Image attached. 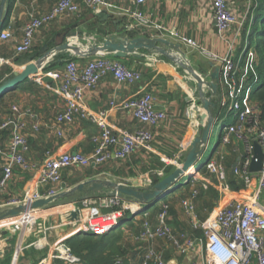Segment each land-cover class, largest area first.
Wrapping results in <instances>:
<instances>
[{
  "label": "built area",
  "instance_id": "built-area-1",
  "mask_svg": "<svg viewBox=\"0 0 264 264\" xmlns=\"http://www.w3.org/2000/svg\"><path fill=\"white\" fill-rule=\"evenodd\" d=\"M130 1L137 7L131 15L142 25H148L149 22L140 9L146 6L149 0ZM255 1L246 0L245 11L238 15L233 11L234 0H211L218 35L226 38L229 33L236 30L230 41V51L225 58L208 52L191 38L184 37L174 30L169 31L170 36L181 47L197 50L213 62L219 63L217 67L220 69V94L217 100L215 125L224 115L227 118L233 117L234 122L223 127L222 148L215 150V158L204 170L198 171L195 168L198 174L208 172L217 179L219 191L223 195L222 202L208 219L201 222L197 218L194 204L199 192L194 191L190 198L182 201V208L190 218L195 231L192 237L176 234L169 223L170 208L166 204L162 205L163 211L157 217L156 223L145 221L142 232L136 239L139 244L145 246V253L139 259V264L173 262L167 260L164 250L155 248L154 243L158 240L167 242L180 257L192 255V264H264V203L261 202V195L264 192V158L260 172L250 171L255 144H259L264 153V121L261 106L254 97L255 86L259 82L257 71L259 55L251 43L244 46L240 52L236 48ZM37 3L38 0H30L28 21L15 49L18 57L29 54L37 34L58 19L78 16L82 9L100 13L103 8L112 7L109 0H54L52 10L40 14ZM5 23L7 27L0 31V43H7L15 36L10 15L5 16ZM159 29L166 31L161 27ZM92 40L93 38L89 43L92 44ZM107 77H112L118 85L127 86L136 85L143 80L142 72L128 68L110 56L97 55L85 66H81L75 60H68L58 85V93L63 100L64 108L56 115L51 128L59 138H63L64 127L73 126L77 120L97 127L99 133L92 138L94 149L91 155L52 154L41 163H31L27 157L30 153V144L26 131L30 126L34 134L41 132L42 124L38 114L31 109L22 110L18 106H12L9 114L0 121V131L10 133V143L7 146L0 145V196L13 180L16 170L23 173L38 172L37 179L27 190L24 199L15 200L9 205L31 204L57 194L61 190L63 174L67 170L102 167L112 160L125 162L138 150L151 148L154 141L152 128L161 126L169 118L165 110L157 108L153 94L147 93L121 102L112 101L109 109L101 111H94L85 104V94L96 89ZM112 109L130 113L144 127L133 133L117 134L109 121ZM191 113L194 114L193 110ZM229 147L232 150L234 148L232 153L236 154L231 170L236 182L242 186L237 193L228 182L226 149ZM183 178H188V175L185 174ZM202 184V188L206 190L213 186L208 178L204 179ZM86 206L100 210L113 208L120 210L98 216L89 215L77 220L75 222L77 233L74 236L81 233L109 234L121 225L126 212L130 211L135 215L141 211L131 202L109 196L89 198ZM42 212H27L19 217L0 221L1 242L8 232L18 234L20 237L13 264H18L25 236L36 232L34 228L38 226V220L41 218L38 214ZM112 223L113 226H109ZM49 229H54L52 223ZM7 241L3 242L4 246ZM3 252L4 248H0V253ZM55 260H61L65 264H81V259L73 254L66 242L56 244L51 255L39 264H52Z\"/></svg>",
  "mask_w": 264,
  "mask_h": 264
},
{
  "label": "crops",
  "instance_id": "crops-1",
  "mask_svg": "<svg viewBox=\"0 0 264 264\" xmlns=\"http://www.w3.org/2000/svg\"><path fill=\"white\" fill-rule=\"evenodd\" d=\"M109 3L112 7L103 8L100 13L82 9L78 16L58 19L37 34L29 54L18 57L15 49L21 40L23 29L28 21L30 0H15L9 14L13 19L15 36L13 40L7 43H0V71L4 66H9L13 72L21 69L28 64L27 58L39 52L51 38L66 29H76V26H78L76 30L86 32L87 35H96L95 32L98 29L106 30L108 34H114L116 29L122 28V30H126L125 32L130 38L140 36L148 38L161 37L178 44L169 33V31L174 30L184 37L197 41L202 48L218 55L220 58H225L228 55L230 41L236 34V30H234L226 38L218 35L211 0H149L146 6L140 9L149 22L148 25H142L131 15L137 9L132 1L109 0ZM53 5L54 0H38L36 4L40 14L50 12ZM246 6V0H234L233 11L238 15L242 14ZM159 27L164 28L166 31H162ZM74 46L79 47L81 50L84 49L80 42L74 44ZM236 48L240 49L237 44ZM182 49L187 54L192 66L201 74H211L215 68H218V62H213L197 50L186 46H183ZM141 54L143 57L129 56L126 59L119 60L128 68L142 72L143 80L141 82L133 86L118 85L112 77H107L96 89L85 94V104L94 111H101L109 109L112 101L121 102L151 93L155 97L157 108L168 113V121L157 128H152L154 141L150 149L138 150L125 162L112 160L102 167L91 166L86 168V171L82 172L79 177L73 174V170L78 169L67 170L63 174L62 184L69 187L68 184L74 186L86 180L103 178L146 189L153 185L155 177L161 180L165 178L169 167H174L175 171L183 164L196 134L200 130L201 102L196 84L186 78L181 72L182 70L169 60L143 51H141ZM61 55L64 58L68 57V59L76 58L75 61L81 66H85L89 60L95 57H74L70 53H62ZM16 58H20L21 61L16 63ZM57 58L58 56L49 59L38 76L11 92L13 101L7 109H2L3 101L0 103V121L9 114L12 106H18L22 110L31 109L38 114L42 124L41 132L34 134L30 130V126L26 131L30 144V153L27 157L31 163H41L52 154L81 153L91 155L94 149L92 138L99 133L97 127L80 120H77L71 127H64L65 134L63 138H59L52 130L51 125L56 115L64 108L63 100L58 93V85L66 63L64 65L59 64L61 60L57 61ZM206 94L209 95L208 92ZM191 109L194 114L191 113ZM109 121L117 134L133 133L144 127L130 113L118 109H112L109 114ZM9 143L10 133L0 131V145L7 146ZM233 150L231 147L226 149L229 163L226 164L229 183L232 180L236 181L231 170L236 157L235 154L232 158L231 152ZM37 177L38 172L23 173L16 170L13 180L0 196V209L11 206L9 204L15 200H23L27 190ZM207 178L213 186L206 190L202 188V181L207 180ZM194 180L198 182V185H195ZM237 184L240 186L239 183ZM196 190L199 192V196L194 202L195 212L201 222L208 219L223 200L217 179L210 176L208 172L197 173L188 177L186 188L176 189L175 192L173 191V196L168 199V202L178 199L177 202L171 203L176 215H169L170 226L176 234L192 237L195 233L190 218L182 208V201L190 198ZM211 193L212 198H208ZM98 197H108V195L100 194ZM203 202L205 203L203 204ZM176 203L179 205H176ZM164 204L163 202L160 208ZM206 210H210V212L206 213ZM150 211H147L144 217H149V220L146 221L155 224L157 218L150 217ZM43 212H46V210ZM87 213L89 214L90 211ZM88 214H79L77 220L86 218ZM33 218L31 219L32 222L34 221ZM140 219L142 217L136 216L135 222L137 223ZM76 221L60 225L59 228L53 229V232L51 230L49 234L44 232V238L34 236L35 234H27L19 253L18 264H39L42 260L48 258L56 244L59 242L64 244L77 233ZM50 223H52V220L48 222V225ZM143 224L136 225L133 229L130 225H126L117 232L124 235L125 243L127 241L130 246L134 245V248L130 247L129 252L131 254L127 257L131 261L135 260L136 264H139V259L145 253V246L136 241L138 235L142 232ZM135 229H139V231L135 233ZM6 240L8 241L4 246L3 242L6 243ZM19 240L18 234L5 233L3 241H0V248H4V252L0 253V264L14 263ZM30 241L32 242L30 243ZM154 246L159 250H164L166 258L170 262L173 261L176 264H192L193 262L192 255L178 256L165 241L158 240L154 243ZM120 262H122V259H120ZM52 264H65V262L55 260L52 261Z\"/></svg>",
  "mask_w": 264,
  "mask_h": 264
},
{
  "label": "water",
  "instance_id": "water-1",
  "mask_svg": "<svg viewBox=\"0 0 264 264\" xmlns=\"http://www.w3.org/2000/svg\"><path fill=\"white\" fill-rule=\"evenodd\" d=\"M9 1L1 0L0 2V31L4 25ZM75 28L77 29L78 26ZM76 29H66L58 33L39 52L29 56L27 58L28 64L21 69L15 70L12 78L0 85V98L38 76L42 67L49 59L62 53H70L74 57L107 55L115 59H126L129 56L143 57L141 54V51H143L169 60L183 70L196 84L201 102V112L199 115L200 130L197 132L183 164L155 185H151L150 188L141 189L126 183L103 178L86 180L73 187L62 184L60 192L53 196L36 200L31 204L21 203L0 209V221L16 218L27 212L45 211L61 203L72 201L82 194H107L109 197H118L135 204L137 209L145 212L164 196L180 188L182 186L181 180L185 174L190 169L196 168L206 152L211 132L215 126L217 100L220 94L219 68H215L211 74H201L192 66L182 47L165 38H148L145 36L130 38L125 32L126 30H122V28H118L114 34L107 36L97 34L87 35L86 32ZM92 38L91 44L89 42ZM79 42L84 48L83 50L74 46V44ZM51 45L54 46L51 48ZM263 158L264 153L261 146L255 144L254 159L250 169L251 173H258L262 170ZM98 196L100 195H95V197ZM71 217L73 220H77L79 212L72 213Z\"/></svg>",
  "mask_w": 264,
  "mask_h": 264
},
{
  "label": "trees",
  "instance_id": "trees-1",
  "mask_svg": "<svg viewBox=\"0 0 264 264\" xmlns=\"http://www.w3.org/2000/svg\"><path fill=\"white\" fill-rule=\"evenodd\" d=\"M14 3H15V0L9 1V4L7 6V11H6V16H8L11 13ZM250 26L252 27L251 28L252 34L250 35V37L254 38L255 34H258L261 37V40L258 41V44L256 46V50L259 55V66L257 68L258 75H259V82L255 86L254 97L261 106L262 120L264 121V0L255 1L254 7L251 11V15L245 26V30H244L245 34L247 33V29ZM5 27H7V23L4 24L3 28ZM95 33L97 35H102V36L109 35L108 32L103 29H98ZM71 59L76 60V58H69V59L68 57L64 58V56L60 54L58 55L57 61L61 60V63L59 64L64 65L65 63H67L68 60H71ZM20 61H21L20 58L15 59L16 63H19ZM12 76H13V70L9 66H4L0 71V85H2L7 80L11 79ZM2 101H3V97L0 98V103ZM231 155L233 158L235 156V153L231 152ZM226 164H229L228 161L226 162ZM174 169H175L174 167H169L166 171V174L167 175L171 174L172 171H174ZM159 181H161V179L158 177H155L153 179V185H155ZM230 184L235 193L239 192L240 189L242 188V186L241 185L239 186L235 180L230 181ZM68 185L69 187L73 186V184L72 185L68 184ZM95 195H100V194H92V195L82 194V195H79L74 200L65 202V203L76 202L80 197L94 198ZM177 201L178 199L172 200L169 202L168 200L163 201L166 205L169 206L170 214L173 216L176 215V212L174 208H172L171 203H174ZM150 208L148 210H150ZM118 210H120V208H113L111 210H103L104 211L103 212L100 209L97 210L96 208H93L88 214V216L89 215L98 216L101 214H106L110 211H118ZM147 211L143 213H146ZM162 211H163L162 208H160L159 206L158 208H155L152 211H150L149 216L153 218H157ZM127 213H129L131 218L129 219L125 218ZM135 218H136V215L132 214V212L130 211L126 212L124 214V217L121 220V225L117 227L115 231L109 234H105V235L81 233V234H78L68 239L66 241V244L71 248L73 254L81 259V264H128L127 260L129 258L127 256L131 254L129 252V249L131 246L124 242V238L121 236L122 233H116V234H113V233L122 230L123 223L127 222V225L128 226L130 225V227L133 229L136 225L140 226L146 220H149L148 219L149 217L145 218L143 215L142 219H140V221L136 223ZM113 224L114 223L110 224L109 226H113ZM138 231L139 229L134 230L135 233ZM120 259H122V262H120Z\"/></svg>",
  "mask_w": 264,
  "mask_h": 264
},
{
  "label": "rangeland",
  "instance_id": "rangeland-1",
  "mask_svg": "<svg viewBox=\"0 0 264 264\" xmlns=\"http://www.w3.org/2000/svg\"><path fill=\"white\" fill-rule=\"evenodd\" d=\"M260 27H261V25H260ZM251 28L252 27L250 26L247 29V33L245 34L244 33L245 31H244L243 34L238 38L237 46L240 47V49L238 50V52H240L243 49V47L246 46L248 43H251V45L254 48H256V46L258 44V41L261 40V37L258 34H255L254 35V38H251L250 37V35L252 34V29ZM260 29H262V28H260ZM111 58L114 59L113 57H111ZM115 60H118L119 61V60H122V59H115ZM181 72H183V74L185 75L186 78H189V80H191V78L183 70ZM192 83L195 84L193 81H192ZM12 101H13V99L11 97V92H10V93L6 94L3 97L2 109H7L9 107V104L12 103ZM233 122H234V118L233 117L227 118L224 115L221 118V121L218 122L215 125V127H214V129L212 131L211 137H210L208 149L206 150V152L202 156L200 162L196 166V169L198 171L204 170V168L206 167V165L213 158H215V150L216 149L220 150L222 148L221 138H222V135H223V132H222L223 127L224 126H228L229 124H232ZM197 126H198V123H197ZM242 151H243V146H242ZM196 169L195 168H192L187 173L188 174V177L193 176L194 174H197ZM84 171H86V168H84V169H78V170H73V174L75 176L79 177V176H81V173L84 172ZM251 176L253 177L254 175H251ZM204 177H206V176H204ZM192 179H194V178H192ZM196 180H194L193 182H195ZM187 181H188V178H183L181 180V184H182V186L180 187L181 189L182 188H186ZM195 183H196L195 185H198V182H195ZM71 187H73V186H71ZM174 192H172V193L164 196L153 207H151L150 210L152 211L153 209L158 208L163 203V201L170 199L173 196V193ZM208 198H212V193H211V195H209ZM88 199H89L88 197H80L76 202L63 203V204L61 203V204H59V205H57V206H55L53 208H50V209L46 210V212L39 213L38 214V217H41V218L38 220V226H36L34 228V229H36V232L33 233V234H35L34 236H37V237L40 236V238L41 237L44 238V232H47V234H49L51 232V230L53 232V229H49L50 228V225H48V222L50 220H52V226L55 229V228H59L60 225L66 224L67 222H70L71 223L73 221H76V220H73L72 217H71V214L74 213V211H76V212L78 211L80 215L81 214H83V215L88 214L87 212H89V211H91V209H93L92 207H87L86 206V202H87ZM261 202L264 203V192L261 195ZM204 203L205 202H203V204ZM176 205H179V204L176 203ZM208 212H210V210H206V213H208ZM144 214L145 213H143L141 211V212H139L138 214H135V215L136 216H140V218H141ZM181 216L183 217V215H181ZM125 218H127V219L131 218L130 215H129V213L126 214V217ZM126 225H127V222L126 223H123L122 224V227H125ZM75 227H76V225H75ZM45 229H47V231H45ZM116 233L117 232H115L113 234H116ZM121 236L123 237L124 235L122 234ZM125 237L127 238V236H125ZM33 240H34V238H33ZM31 242L32 241H30V243ZM126 243L128 244L127 241H126ZM131 246H132V248H134V245H131ZM137 260H138V258H137ZM127 261H128V264H136V261L135 260H132L131 261L130 258Z\"/></svg>",
  "mask_w": 264,
  "mask_h": 264
},
{
  "label": "bare ground",
  "instance_id": "bare-ground-1",
  "mask_svg": "<svg viewBox=\"0 0 264 264\" xmlns=\"http://www.w3.org/2000/svg\"><path fill=\"white\" fill-rule=\"evenodd\" d=\"M190 170H191V169H190ZM190 170H189V171H190Z\"/></svg>",
  "mask_w": 264,
  "mask_h": 264
}]
</instances>
